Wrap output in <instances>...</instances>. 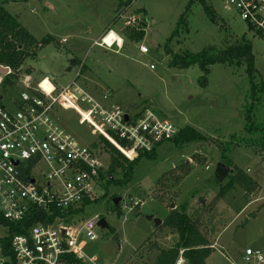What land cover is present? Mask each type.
Listing matches in <instances>:
<instances>
[{
    "label": "rangeland",
    "instance_id": "rangeland-1",
    "mask_svg": "<svg viewBox=\"0 0 264 264\" xmlns=\"http://www.w3.org/2000/svg\"><path fill=\"white\" fill-rule=\"evenodd\" d=\"M127 1L0 0L36 39L50 36L55 40V44L42 48L37 58L25 62L11 86L0 85V102L10 106L16 101L25 80L35 85L34 81L54 78L50 81L57 87L76 81L106 106H119L130 115L150 109L178 130L191 127L208 138L182 147L166 143L157 149L154 160L140 159L129 184L107 185L106 190V185L100 184L96 198H105L85 212L87 218L101 216L113 230L98 228L101 239L85 247L99 264H152L160 249H170L177 243L178 235L168 228H156L149 218L163 223L181 206L198 222L211 247L221 233L214 262L260 264L244 257L247 248L264 254V156L243 146L234 147L226 155L229 161L222 157V147L232 137H246L245 110L253 101L250 79L243 67L216 64L209 67L203 84L198 66L173 67L166 49L180 55L209 48L221 50L248 40L257 70L254 80L261 84L264 41L233 11H227L222 0H204V4L199 0H134L125 6ZM189 6L187 25L178 26ZM206 9L213 12L217 24L211 22ZM135 16L136 24L127 26V20ZM109 27L121 38V48L98 46ZM134 32L142 34L143 39H132ZM140 46L149 53H140ZM27 71L35 80L29 79ZM5 73L8 76L12 70ZM3 77L0 74V84ZM42 86L51 89L47 81ZM104 92H108L107 100H103ZM253 113L255 121L264 124V93ZM58 117L59 125L80 144L89 148L95 144L94 152L110 169V149L90 127L80 124L74 111H61ZM222 166L234 174L245 173L255 181L256 188L248 191L234 186L219 198L232 176ZM111 177L119 181L123 172L118 169ZM116 198L121 199L120 216L114 211ZM5 235L0 226V237ZM177 264L187 263L180 259Z\"/></svg>",
    "mask_w": 264,
    "mask_h": 264
},
{
    "label": "built area",
    "instance_id": "built-area-1",
    "mask_svg": "<svg viewBox=\"0 0 264 264\" xmlns=\"http://www.w3.org/2000/svg\"><path fill=\"white\" fill-rule=\"evenodd\" d=\"M222 2L264 41V0ZM137 18L128 19L126 25H135ZM111 31L101 38L99 47ZM106 46L121 48L118 39ZM139 51L149 53L145 46ZM4 68L10 73L9 67ZM46 80L50 91L42 86ZM50 80L44 78L35 85L25 80L17 100L10 106L0 105V215L13 224L41 212L46 218L13 237L14 264H99L85 247L101 239L97 229L102 218H87L86 210H80L97 197L107 169L92 148L59 125L58 113L74 111L80 124H87L94 136L107 140L131 161L172 142L179 130L153 110L130 115L119 106L104 105L76 81L57 87ZM107 99L104 92L103 100ZM245 255L264 264L260 251L247 249ZM9 261L0 248V264Z\"/></svg>",
    "mask_w": 264,
    "mask_h": 264
},
{
    "label": "trees",
    "instance_id": "trees-1",
    "mask_svg": "<svg viewBox=\"0 0 264 264\" xmlns=\"http://www.w3.org/2000/svg\"><path fill=\"white\" fill-rule=\"evenodd\" d=\"M133 1L134 0H128L125 6L130 5ZM199 1L202 4L205 3L204 0ZM192 2L193 1H190V3ZM123 6L124 5L121 4V7ZM189 10L190 6L188 7L187 12L181 16L178 26L181 24L184 26L187 25L186 15ZM206 13L211 22L217 24L213 12L206 9ZM177 34L178 33L176 32L168 40V45L177 36ZM131 38L140 41L143 39V36L142 34L135 33L131 35ZM52 44H55V40L50 36H47L42 40L36 39L25 27H23L16 16L9 14L5 10L4 3L0 2V66L9 67L12 70L10 75L3 77L0 84L2 87L11 86L13 84L12 80H15V78L17 79V75L22 70L25 62L30 59L34 60L37 58L38 53L42 48ZM166 51L175 64H173V67L176 66V68L186 69L191 68L192 66H198L203 73V84L207 81V76L210 72L209 67L213 65L220 64L245 68L246 74L250 79L251 98L253 100L249 106H246L245 110L246 137H232L229 143L223 145L222 157L229 161V158L226 157V155H228L234 147L238 148L243 146L253 148L259 155L264 156V124L257 123L253 113L255 107L261 100V94L264 93V83L256 84L254 80L257 70L255 69L254 55L250 42L248 40H242L241 43L237 45L228 46L227 48L221 50L209 48L197 53L182 52L180 55L173 54L168 50V48ZM75 62L76 60H72V63ZM26 73L27 75L32 74V72L30 74V71H27ZM1 99L2 98L0 97V101ZM0 105H5V103L3 104L0 102ZM100 139L108 146L111 153L110 169L108 168L106 170V174L102 175L101 178L103 183L102 186L106 185L105 190L107 189V185L118 184L119 186H124L129 184L140 159L147 158L149 160H154L156 158V151H154L152 153L139 155L137 159L130 161L123 157L122 154L104 138L100 137L98 140ZM207 139V137L200 134L195 129L187 127L179 130L176 138L171 143H174L178 147H182L194 142L207 141ZM91 148L94 150L96 148L95 144H93ZM118 169H121L123 172V177L119 181H116L113 180L111 176L113 172ZM230 173H232L230 181L222 188L219 198L223 197L234 186H240L248 191L256 188L257 184L255 181L248 177L245 173L238 172L234 174L232 170H229V174ZM104 198L105 195L100 198H95L92 202H85L82 210L80 211H85L89 206L100 203V201ZM114 211L117 212L118 216L121 215L120 207L115 206ZM42 214L44 213H37L35 214V216H37L36 218H29L20 224L8 223L0 215V226L4 227L6 231V235L3 238L0 237V248L2 249V254L10 259V261L6 264L15 263V258L11 250L13 237L15 235L25 234L31 224L39 221V219L46 221V218L42 216ZM160 228H168L176 233L178 235V241L170 249H160L159 254L154 259L152 264H177L180 259L185 260L187 264H206V260L213 251L211 244L209 243L206 235L203 234L198 222L192 220V218L188 216L185 206H181V208L171 211L163 221ZM106 231L112 232L113 230L109 226V229ZM148 241H150V239Z\"/></svg>",
    "mask_w": 264,
    "mask_h": 264
},
{
    "label": "water",
    "instance_id": "water-1",
    "mask_svg": "<svg viewBox=\"0 0 264 264\" xmlns=\"http://www.w3.org/2000/svg\"><path fill=\"white\" fill-rule=\"evenodd\" d=\"M5 72H6V70H5L3 67H0V74L3 75V76H6V73H5ZM126 120H128V117H126ZM222 168H223V170H226V171L229 170V168H228L227 166H222ZM223 175H224V174H223ZM120 201H121L120 198H116V199H114V200H113L114 205H115V206H118L119 203H120ZM173 209H175V205H174V204L171 205V210H173ZM149 219H150V221H153V222H154L156 228H158V227H160V226L162 225V221L159 220V219H154L153 217H151V218H149ZM98 226H99L102 230H108V229H109V225H108L107 221H106L104 218H102V219L98 222Z\"/></svg>",
    "mask_w": 264,
    "mask_h": 264
},
{
    "label": "crops",
    "instance_id": "crops-1",
    "mask_svg": "<svg viewBox=\"0 0 264 264\" xmlns=\"http://www.w3.org/2000/svg\"><path fill=\"white\" fill-rule=\"evenodd\" d=\"M110 28L111 27H109L108 28V31L110 30ZM112 30V29H111ZM107 31V32H108ZM32 79V80H35L31 75L29 76V79ZM47 78V77H46ZM49 79H51V80H55L54 78H49ZM40 82V81H39ZM34 83H37V82H35L34 81ZM221 234V233H220ZM220 234L219 235H217V237H216V241H214V243H215V246H212L211 248H213V251H212V253H211V255L209 256V258L206 260V264H225L224 262H221V263H218V262H214V257L218 254V252H217V243H219V237H220ZM247 249H250V248H247ZM246 249V250H247ZM252 250V249H251ZM253 251H258V250H253ZM217 253V254H216ZM221 255H223V254H221ZM222 258H224V255L222 256ZM244 258H246V255H245V257ZM225 259L226 260H228V257H225ZM246 260H247V258H246Z\"/></svg>",
    "mask_w": 264,
    "mask_h": 264
},
{
    "label": "bare ground",
    "instance_id": "bare-ground-1",
    "mask_svg": "<svg viewBox=\"0 0 264 264\" xmlns=\"http://www.w3.org/2000/svg\"><path fill=\"white\" fill-rule=\"evenodd\" d=\"M114 39H118L119 44H120V46H121V44H122V40H121V38L118 37L114 32L111 31L110 34H109V36L105 38V42H103V44H101L100 47H105V48H107L106 45L111 44L112 40H114ZM42 81H43V80H42ZM46 81H47V80H46ZM46 81H45V82H46ZM47 83L49 84V81H47Z\"/></svg>",
    "mask_w": 264,
    "mask_h": 264
}]
</instances>
